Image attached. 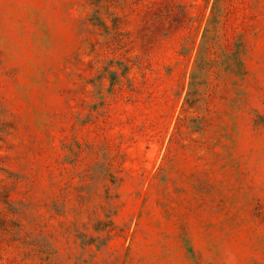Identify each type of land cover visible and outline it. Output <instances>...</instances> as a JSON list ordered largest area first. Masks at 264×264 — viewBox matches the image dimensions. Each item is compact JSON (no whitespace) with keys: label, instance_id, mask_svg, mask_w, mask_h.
Segmentation results:
<instances>
[{"label":"rangeland","instance_id":"374dc122","mask_svg":"<svg viewBox=\"0 0 264 264\" xmlns=\"http://www.w3.org/2000/svg\"><path fill=\"white\" fill-rule=\"evenodd\" d=\"M0 264H264V0H0Z\"/></svg>","mask_w":264,"mask_h":264}]
</instances>
